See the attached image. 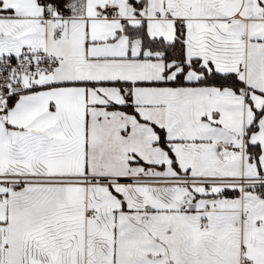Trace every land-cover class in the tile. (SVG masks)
Here are the masks:
<instances>
[{
    "label": "snow or ice",
    "instance_id": "snow-or-ice-1",
    "mask_svg": "<svg viewBox=\"0 0 264 264\" xmlns=\"http://www.w3.org/2000/svg\"><path fill=\"white\" fill-rule=\"evenodd\" d=\"M0 264H264V0H0Z\"/></svg>",
    "mask_w": 264,
    "mask_h": 264
}]
</instances>
